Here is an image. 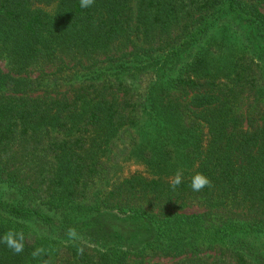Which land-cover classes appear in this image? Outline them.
<instances>
[{
	"label": "trees",
	"instance_id": "1",
	"mask_svg": "<svg viewBox=\"0 0 264 264\" xmlns=\"http://www.w3.org/2000/svg\"><path fill=\"white\" fill-rule=\"evenodd\" d=\"M0 59V264H264V0H0Z\"/></svg>",
	"mask_w": 264,
	"mask_h": 264
},
{
	"label": "clouds",
	"instance_id": "2",
	"mask_svg": "<svg viewBox=\"0 0 264 264\" xmlns=\"http://www.w3.org/2000/svg\"><path fill=\"white\" fill-rule=\"evenodd\" d=\"M94 3V0H80V7L81 8H88L91 7ZM183 182V172L181 170H177L172 177H170L169 183L170 186L175 189L177 188L181 183ZM210 187L211 181L208 177L203 175L202 173H195L191 178L190 187L193 191L199 192L204 187ZM66 235L69 238V241L74 242L78 239H80V234L77 232V230L73 228H69L67 230ZM2 242L11 249L15 254H20L24 250V243H25V237L23 231H14L9 230L4 234L2 238ZM82 251V249H81ZM32 256L34 258L39 257L41 259V264H48V261L44 259V249L43 248H37L32 252Z\"/></svg>",
	"mask_w": 264,
	"mask_h": 264
},
{
	"label": "rangeland",
	"instance_id": "3",
	"mask_svg": "<svg viewBox=\"0 0 264 264\" xmlns=\"http://www.w3.org/2000/svg\"><path fill=\"white\" fill-rule=\"evenodd\" d=\"M0 69L3 70L4 72L7 71V66L5 65V61L0 59ZM38 70H39V67H36V66H33L31 69H30V76L33 77L35 76L37 73H38ZM60 78H56V82L59 83V80ZM121 162L120 164V168H117L115 169V171H112L110 173V175L108 174V176L106 178H109V179H112L115 175L118 174V176H126L128 174H130L132 171L136 170V169H140V167L136 164H133L131 163L130 161H126V160H122V161H119L118 164ZM116 178V177H115ZM111 181H108V183H110ZM108 184H105L103 183L102 186L103 188H106ZM98 189H101L100 187H97ZM203 207L200 206V205H197V204H190V205H187L186 207H184L183 209H181V212H186V213H196V212H201L203 211ZM105 216H108V215H105ZM105 221L106 223H116L115 221H112L111 218L108 217H105ZM205 256H209L207 257L208 260H213L214 257L218 256V254H214L213 252H210V253H206ZM155 260H158L157 263H160V264H164L165 262H167L169 264V262L172 261L171 260H168V259H155ZM154 261V260H153Z\"/></svg>",
	"mask_w": 264,
	"mask_h": 264
}]
</instances>
